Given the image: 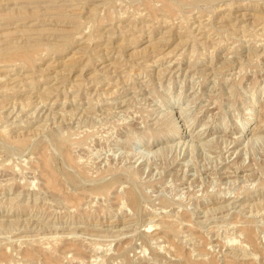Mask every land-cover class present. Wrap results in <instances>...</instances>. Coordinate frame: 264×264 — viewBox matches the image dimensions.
Returning <instances> with one entry per match:
<instances>
[{"label": "rangeland", "instance_id": "rangeland-1", "mask_svg": "<svg viewBox=\"0 0 264 264\" xmlns=\"http://www.w3.org/2000/svg\"><path fill=\"white\" fill-rule=\"evenodd\" d=\"M0 264H264V0H0Z\"/></svg>", "mask_w": 264, "mask_h": 264}, {"label": "bare ground", "instance_id": "bare-ground-1", "mask_svg": "<svg viewBox=\"0 0 264 264\" xmlns=\"http://www.w3.org/2000/svg\"><path fill=\"white\" fill-rule=\"evenodd\" d=\"M36 2H37V1H36ZM128 112H129V111H128ZM214 234H215V233H214ZM248 238L251 239V240L253 239V238H252V235H251L250 233L248 234ZM246 239H247V238H246ZM246 257H247V256H245V258H246ZM247 258H248V257H247ZM247 258H246V259H247Z\"/></svg>", "mask_w": 264, "mask_h": 264}]
</instances>
